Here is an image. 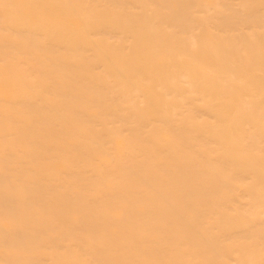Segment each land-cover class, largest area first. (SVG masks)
I'll list each match as a JSON object with an SVG mask.
<instances>
[{
  "label": "bare ground",
  "instance_id": "bare-ground-1",
  "mask_svg": "<svg viewBox=\"0 0 264 264\" xmlns=\"http://www.w3.org/2000/svg\"><path fill=\"white\" fill-rule=\"evenodd\" d=\"M0 264H264V0H0Z\"/></svg>",
  "mask_w": 264,
  "mask_h": 264
}]
</instances>
